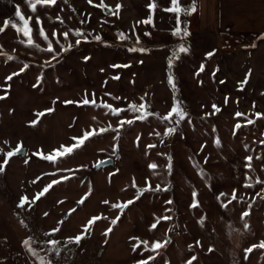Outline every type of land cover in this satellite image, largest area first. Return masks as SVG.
Here are the masks:
<instances>
[{"label": "rangeland", "instance_id": "obj_1", "mask_svg": "<svg viewBox=\"0 0 264 264\" xmlns=\"http://www.w3.org/2000/svg\"><path fill=\"white\" fill-rule=\"evenodd\" d=\"M103 2L102 9L100 0L91 4L57 0L36 14L25 0L20 3L22 15L32 17L34 42L41 49L51 42L56 59L53 53L22 44L26 38L10 25L0 33V51L5 54L0 55V96L4 97L0 99V162L17 145L26 150L25 155L9 158L0 172L1 209L12 219L22 242L60 241L58 257L47 246L30 245L52 264H138L149 256L155 260L148 264H187L193 256L192 264H264V249L258 247L245 259L246 249L264 241V184L256 182L264 181V118L255 116L264 114V42L259 38L228 41L196 32L184 23L185 15L181 29L188 35H173L174 30L157 29L158 17L149 12L151 0ZM117 5L118 15H114ZM15 13L6 20L19 23ZM35 15L41 19L47 42L39 36ZM150 15L151 24L140 23ZM65 31L67 39L62 35ZM181 46L187 51L173 58ZM9 76L12 79L7 80ZM93 94L97 106L81 103L93 99ZM174 103L187 114L178 125L162 119ZM103 104L122 111L112 115ZM140 104L146 105L141 110L148 114L144 120L138 119L140 111L129 108ZM213 105L220 110L216 112ZM237 112L244 115L237 117ZM245 117L255 123L248 125ZM121 119L133 123L121 128ZM236 124L242 127L236 129ZM173 127L176 131L165 136ZM104 128L109 131L91 137L58 163L34 155L51 154L61 145H73V138L85 131ZM248 156L253 157L251 169L245 167ZM107 158H112L111 165L95 167ZM150 164L157 167L150 169ZM53 180L61 182L31 203ZM146 181L153 189L160 185L167 191L139 195ZM233 190L237 200L228 203ZM194 192L196 208L190 207ZM21 197L29 198L24 208L18 207ZM130 200L134 202L122 211L112 208ZM245 211L249 215L241 220ZM165 216L172 218L161 219L151 228ZM93 217L102 219L85 232ZM54 229H59L54 236L44 235ZM81 234L79 245H66ZM142 241L149 248L157 241L165 246L159 254L146 251L143 243L133 251Z\"/></svg>", "mask_w": 264, "mask_h": 264}, {"label": "snow or ice", "instance_id": "obj_2", "mask_svg": "<svg viewBox=\"0 0 264 264\" xmlns=\"http://www.w3.org/2000/svg\"><path fill=\"white\" fill-rule=\"evenodd\" d=\"M88 2L91 4L92 3V0H88ZM25 3L28 5L29 7V10L33 13V14H36L38 12V10L40 8H50L54 5L57 4V0H25ZM100 8H105L106 5L104 4L103 0H100V4L98 5ZM158 7V5L153 2L149 5V9L150 11H155V9ZM120 8V5H117L116 6V10L112 12V14L114 15H118V9ZM196 10L195 8V4H193L191 6V8H182L179 4V0H170V6L167 7L166 9H164V11L168 12V13H173L175 14V20H176V28L173 32V35H178V34H181L182 32V29L180 27L182 21H181V18H180V13L183 12L185 15H190L191 12H194ZM15 16L18 20L19 23H13V22H10L8 20H6L4 22V26L3 27H0V33L4 32L5 29L10 25L17 34H22L23 37L26 38V40H21L20 42L22 44H25V46L27 47H34L36 48L37 50L39 51H46V52H49V53H53V59H56V54L54 52V49H53V45L51 42H49L47 44V47L44 48V49H41L40 46L38 44H36L33 40V37H32V33H33V28L30 26V22L32 20V17H28V18H25L24 15H22L21 13V10L19 8V6H17V9H16V13H15ZM57 20L60 21V23L62 24L63 21L60 20L59 17H57ZM140 23H143V24H151L152 23V16L150 15L148 17V19L144 20V21H141ZM35 24L40 26L42 24L41 22V19L39 17V15H35ZM62 35L64 36L65 39L68 38V35L69 33L67 31L63 32ZM76 36H82L83 33L81 32H76L75 33ZM145 35H150V33L148 32H145ZM182 35L184 37H186L188 35V32L187 30H183L182 32ZM39 36L44 40V41H49V37L48 35L46 34L44 28L42 26L39 27ZM52 36L55 37L56 36V33L53 32L52 33ZM121 40L125 39L124 35L123 34H120V37H119ZM262 39H264V37H260ZM96 40H100V37L99 36H96L95 37ZM81 41L79 39L76 40V43L79 44ZM57 43H59V41H57ZM137 43H139V40H137ZM255 46V45H253ZM71 47V46H69ZM61 49L66 51L67 49L64 48L63 45H61ZM129 51H132V52H137V51H140V52H144L145 49L143 48H140V49H137V48H131L129 49ZM187 51V48L181 46L179 49H178V52H174L173 53V58H175L179 53H184ZM0 55H5L2 51H0ZM208 57L212 56L213 53H208L207 54ZM8 60H12L13 57L11 56H8L7 57ZM87 59V58H85ZM46 63H50V61H47ZM172 66V60L170 59L169 60V68H171ZM28 67V65H25L24 68L21 69V72L24 71L26 68ZM113 68H116V67H128V65H112ZM201 70H203V65L201 66ZM19 73H13V75H18ZM118 79V77H116ZM7 80H10L12 79V76H9L6 78ZM168 82L170 85L173 86L174 88V84H173V79H172V76L169 75L168 77ZM246 82V81H245ZM223 83V82H222ZM0 99H4L3 96H0ZM119 99V98H117ZM227 100V98H226ZM66 103H72V102H66ZM83 105H92V106H97V102H96V99H95V94H93V99L89 100L87 98H85L82 102H81ZM104 108L106 109H110L111 111V114L112 115H119V113L122 111V109H112L110 105L108 104H103L102 105ZM253 107H255V105H253ZM129 108L133 111V112H138L140 111V115L138 117V119L140 120H144L146 119V112L145 111H141V110H144L146 109V105L144 104H140L139 105V108H137V106L135 105H129ZM213 108L216 112H218L220 109L217 108L215 105H213ZM51 111V110H50ZM186 112L184 110H182L181 106L178 104V103H174L173 107L171 108L170 112L164 116L162 119L164 121H169L170 123H175L176 125H178L181 121H184L185 118H186ZM237 117H241L243 116L244 114L243 113H240V112H237L235 114ZM255 116L257 119H261V118H264V114H261V113H255ZM245 119L247 120V124L248 125H252L255 123L254 120H251V119H247V117H245ZM133 121L132 120H123L121 119L119 121V125L120 127L122 128L124 125L126 124H132ZM242 126L240 124H236L235 125V128L236 129H239L241 128ZM119 130L120 128H116L114 129V131L117 132V134L119 133ZM106 131H109V128H104V129H100L98 132L95 131V130H92V131H85L84 134L82 135V137H74L73 140L75 141V143L73 145H70V146H64V145H61V148L60 149H56V150H53V153L51 154H48V155H44L42 153H34V155H40L42 159L44 160H47V161H50L52 162L53 164L55 163H58L59 160L63 159L64 157L68 156V155H71L76 149L84 146L85 142L87 140H89L91 137L93 136H96V135H99L103 132H106ZM176 131V128L173 127V128H170L168 129L167 132L164 133L165 136H168V135H171L172 133H174ZM157 135H159V133H157ZM261 143H264V140L261 141ZM156 145H149L148 147L150 148H153L155 147ZM203 147V146H202ZM2 151V150H0ZM23 151V147L22 145H17V147L13 150V151H9L7 153L4 154V158H3V161L0 162V172H3L4 169H5V166L8 164L9 162V158L15 156V155H19L21 152ZM113 151L115 152V148L113 149ZM253 157L251 156H248L245 158L246 160V164H245V167L248 168V169H251L252 165H251V161H252ZM257 159H261V157H257ZM104 163H106V161H99L95 164V167L99 168L100 166H102ZM157 167L156 164H150L149 165V168L150 169H155ZM167 170L168 172L170 173L171 172V158H169V163L167 165ZM68 171H72V170H68ZM64 180H67L68 177H63ZM35 182V181H34ZM61 181L59 180H53L50 184H48L41 192L37 193L35 197L32 198L31 200V203H35L37 200L40 199V197H42L50 188H52V186L54 184H57V183H60ZM257 183H262L264 184V181H256ZM146 186L143 188V189H139L138 190V193L139 195H142L144 192H148V191H167V188H161L160 185H156V187L153 189L152 186L146 181L145 182ZM133 187H136V184L135 182H133ZM244 187L246 188H250L252 187L251 184H246L244 185ZM139 195L137 196V198H139ZM225 194H221V196H223ZM257 195H260V193H257ZM195 197H196V193L194 192L193 193V203L190 205V207L192 208H196L198 207V204L195 200ZM264 198V197H262ZM234 200H237V196H236V191L233 190V193H232V196H231V199L228 200V203H231L232 201ZM83 200L80 201V203H82ZM134 201H127V202H124L123 205L121 204H113L112 205V208H120L121 211L123 210V208H126L128 207V205L132 204ZM29 203V198L28 197H21L20 199V202L18 204V207L20 208H24V206L26 204ZM105 204L109 203L108 201H105L104 202ZM168 204H171L172 201L169 200L167 201ZM224 207H227V205H223ZM74 211V210H73ZM47 215V213L45 214ZM249 215V213L247 211L243 212L241 214V220H244L245 217H247ZM171 216H165V217H161V218H158L156 220V222H154L152 225H151V228L152 229H155L157 227V224L160 223V220L163 219V220H171ZM102 219V217H93L91 218L89 221H88V224L85 226V229L84 231H88L89 227H91L97 220H100ZM118 219V217H117ZM117 222L116 219H113L112 220V224L115 225ZM201 223H203L201 221ZM244 228L247 229L248 228V225L247 223L244 224ZM59 231V229H54L51 233H45L44 235L46 236H54L55 233ZM107 231H111V229H108ZM107 231L105 233V235L107 234ZM84 238L83 234L81 235H77L76 237L74 238H70L67 242H66V245L67 244H72V243H75L77 245L80 244V241ZM35 243H40L41 244V248L43 249L45 246H47V251L50 252V253H53L54 255H56L57 257L60 255V249L57 248L56 246L60 243V241L58 240H55V239H49L47 241H44V242H38L36 241L35 239H27L25 241H23V246L26 247L31 253L32 255L36 256L37 259H38V262L39 264H52V262L48 259V257H45V256H40L39 253L30 247L31 244H35ZM140 243H143L145 245V250L146 251H151V252H155L157 254H159V250L162 249L165 244L163 243H160V242H155L151 245V247L149 248L148 247V242L147 241H142V242H138L136 245L133 246V251L136 250L137 247H139V244ZM167 243V242H166ZM197 244H199V241H197ZM191 247V246H190ZM261 248V249H264V241H261L258 245H253L251 247H249L248 249L245 250V259H247V254L248 253H251L253 251L254 248ZM209 251H212V249H209ZM196 259L195 256L191 257V259H189L187 261V264H192V262ZM149 260H155V256H149L148 257V260H144V261H140L138 262V264H148V261Z\"/></svg>", "mask_w": 264, "mask_h": 264}, {"label": "crops", "instance_id": "obj_3", "mask_svg": "<svg viewBox=\"0 0 264 264\" xmlns=\"http://www.w3.org/2000/svg\"><path fill=\"white\" fill-rule=\"evenodd\" d=\"M22 1L0 0V22L10 18ZM153 2L158 7L149 12L158 17L157 29L175 30V14L164 11L170 6V0H151ZM179 4L182 8H191L195 4L194 12L190 15L181 12L180 18L182 21L183 15L188 16L184 23L196 32L222 37L228 41H254L259 38L260 42H264L260 38L264 37V0H179ZM0 264H36L23 246L12 219L1 207Z\"/></svg>", "mask_w": 264, "mask_h": 264}, {"label": "water", "instance_id": "obj_4", "mask_svg": "<svg viewBox=\"0 0 264 264\" xmlns=\"http://www.w3.org/2000/svg\"><path fill=\"white\" fill-rule=\"evenodd\" d=\"M105 12H108V10L105 9ZM25 151H26L25 148H23V151L20 153V155H25ZM101 161H106V163H104L100 167L107 166V165H111L113 163L112 158H107V159H104V160H101Z\"/></svg>", "mask_w": 264, "mask_h": 264}, {"label": "trees", "instance_id": "obj_5", "mask_svg": "<svg viewBox=\"0 0 264 264\" xmlns=\"http://www.w3.org/2000/svg\"><path fill=\"white\" fill-rule=\"evenodd\" d=\"M188 16H186V18H187Z\"/></svg>", "mask_w": 264, "mask_h": 264}]
</instances>
